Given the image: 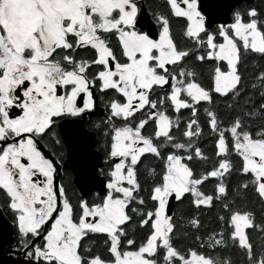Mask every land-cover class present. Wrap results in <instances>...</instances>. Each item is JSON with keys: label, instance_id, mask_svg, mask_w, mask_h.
<instances>
[{"label": "snow or ice", "instance_id": "obj_1", "mask_svg": "<svg viewBox=\"0 0 264 264\" xmlns=\"http://www.w3.org/2000/svg\"><path fill=\"white\" fill-rule=\"evenodd\" d=\"M141 11L0 0V209L13 249L27 264H237L231 249L264 264V70H241L264 58V0L218 24L199 0H163L138 27ZM59 121L65 139L87 124L101 140L79 195L57 183ZM173 201L192 213L177 217ZM213 207L209 230L201 210Z\"/></svg>", "mask_w": 264, "mask_h": 264}, {"label": "water", "instance_id": "obj_2", "mask_svg": "<svg viewBox=\"0 0 264 264\" xmlns=\"http://www.w3.org/2000/svg\"><path fill=\"white\" fill-rule=\"evenodd\" d=\"M239 0H199L200 7L207 14L210 21L214 23H226L230 19V9L237 4ZM140 24L149 25L152 20L149 18L144 6L141 7ZM146 30V29H145ZM103 110L94 112L93 114H102ZM68 124L64 121L58 122V130L61 138L63 139L66 158L64 159L63 167L71 170L73 173V182L80 192L83 186V178L87 173H90L93 166L99 168L102 163V155L95 147V136L93 132L86 129L83 125V131L86 133L84 136L69 137L65 139L67 134ZM99 177H97V181ZM100 191L99 184L97 182L95 187H92V191ZM175 201L170 205V211H173ZM2 216L0 213V223ZM0 264H3L0 259Z\"/></svg>", "mask_w": 264, "mask_h": 264}, {"label": "flooded vegetation", "instance_id": "obj_3", "mask_svg": "<svg viewBox=\"0 0 264 264\" xmlns=\"http://www.w3.org/2000/svg\"><path fill=\"white\" fill-rule=\"evenodd\" d=\"M256 2L261 4V0H239L237 4L233 6V8L244 6L245 4H255L256 5ZM140 5L141 7L144 6L146 12L149 15V18L152 20V17L149 12L150 6L153 8L156 7L157 5L162 6L163 0H140ZM174 35H176L177 39H179L178 28H177V25L175 24H174ZM102 115L103 113L102 114H92V119L97 120L100 117H102ZM83 126L89 131L93 132L95 136V147L101 153L102 160H103V149L100 147V144H101L100 137L98 136L97 132L94 129L88 127L87 124H84ZM56 132H57V135L60 137V145L58 146L54 145V148L58 153L63 154V159L61 160L60 164L57 166V170H58V175L56 178L57 183H60L62 181L65 187L68 189L70 195L72 194L73 191H75L76 194L79 195L80 192L73 182V173L71 172V170L63 167L64 159L66 158V149H65L63 139L61 138L59 134L58 126L56 128ZM46 151H50V150L46 149ZM93 192H98V191L93 190ZM0 213L2 216V219H1L2 222L0 223V259L2 263L3 264H27L23 255H21L19 251H14L13 249V245L17 243V238H16V230L13 227L11 216L4 209H0Z\"/></svg>", "mask_w": 264, "mask_h": 264}, {"label": "trees", "instance_id": "obj_4", "mask_svg": "<svg viewBox=\"0 0 264 264\" xmlns=\"http://www.w3.org/2000/svg\"><path fill=\"white\" fill-rule=\"evenodd\" d=\"M256 5L259 6L260 3L256 2ZM255 62V63H254ZM241 70L245 73V78L246 80H250L253 76L257 75L259 73V71L264 70V58H261L259 56H250L247 58V60H245L244 64L241 65ZM260 89L257 88L256 92L254 94V99L259 102V93ZM223 110V109H222ZM183 115H187V113H183ZM208 141H204V145H207ZM203 146V145H202ZM209 151H211V148L209 147L208 149ZM238 178L233 176L231 178L229 187L231 188L232 185L235 183V181ZM211 185H209L210 187ZM231 194V193H230ZM237 203H243L240 200H237ZM255 211H256V216H257V220L259 221V217L261 215V210H260V206L258 204L254 205ZM173 211L176 213L177 217H181V216H189L192 213V208L191 206L188 205L187 201H185L183 204H177L175 202ZM202 215H201V221L202 224H204L206 226L207 229L211 230L215 227L216 224V209L215 207L211 208V209H202L201 210ZM203 231V229H202ZM249 234L250 237L252 239L254 248L256 246H258L259 244H261V236L258 232L253 233L251 230H249ZM184 243H187V241H183ZM232 255V257L237 261V264H239V253L237 252L236 249H231L229 253Z\"/></svg>", "mask_w": 264, "mask_h": 264}]
</instances>
